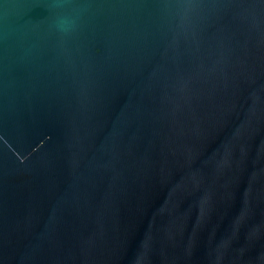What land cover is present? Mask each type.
<instances>
[{"label":"water","instance_id":"1","mask_svg":"<svg viewBox=\"0 0 264 264\" xmlns=\"http://www.w3.org/2000/svg\"><path fill=\"white\" fill-rule=\"evenodd\" d=\"M0 0V264H264V0Z\"/></svg>","mask_w":264,"mask_h":264},{"label":"clouds","instance_id":"2","mask_svg":"<svg viewBox=\"0 0 264 264\" xmlns=\"http://www.w3.org/2000/svg\"><path fill=\"white\" fill-rule=\"evenodd\" d=\"M67 5L66 11L59 12L52 23V28L60 37H66L72 34L78 27L79 18L84 11L85 6H73L71 0H61V5Z\"/></svg>","mask_w":264,"mask_h":264}]
</instances>
